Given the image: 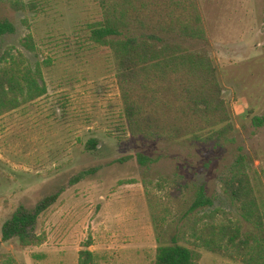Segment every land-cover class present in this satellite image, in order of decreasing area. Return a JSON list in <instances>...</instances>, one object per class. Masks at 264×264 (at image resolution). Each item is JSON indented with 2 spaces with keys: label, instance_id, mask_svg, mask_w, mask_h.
Listing matches in <instances>:
<instances>
[{
  "label": "rangeland",
  "instance_id": "1",
  "mask_svg": "<svg viewBox=\"0 0 264 264\" xmlns=\"http://www.w3.org/2000/svg\"><path fill=\"white\" fill-rule=\"evenodd\" d=\"M195 2L207 40L185 44L217 66L234 125L233 140L219 147L131 138L108 53L86 44L84 23L97 17L95 0H39L28 12L1 5L0 16L19 27L0 41V51L20 47L30 32L39 59L54 62L42 66L46 92L0 116V264H79L87 243L92 264H152L157 241L148 197L171 219L193 186H203L210 209L231 215L221 178L239 154L264 201V121L254 124L264 117V0ZM90 139L95 149H87ZM137 153L157 161L141 165ZM56 191L34 224L39 244L1 240L16 209ZM199 264L242 263L202 250Z\"/></svg>",
  "mask_w": 264,
  "mask_h": 264
},
{
  "label": "trees",
  "instance_id": "2",
  "mask_svg": "<svg viewBox=\"0 0 264 264\" xmlns=\"http://www.w3.org/2000/svg\"><path fill=\"white\" fill-rule=\"evenodd\" d=\"M38 1L0 0V9L7 3L26 12ZM95 2L97 17L84 23L86 44L108 53L124 123L133 140L207 147L233 140L234 125L229 103L221 95L217 66L207 53L185 44L207 40L195 0ZM18 27L13 19L0 16V41L16 35ZM19 45L0 51V116L46 92L42 66H51L52 56L39 59L30 32L19 38ZM263 119L255 117L254 124L259 126ZM97 145L90 139L87 149ZM245 157L239 154L221 178L231 215L210 209L213 200L203 186H193L183 208L171 219L159 200L148 197L157 241L152 264H199L202 250L242 264H264V201L252 185ZM135 158L141 165L157 161L143 153ZM59 193L42 197L30 209H16L3 223L1 240L16 238L21 246L39 244L34 224ZM84 247L78 263L92 264L89 243Z\"/></svg>",
  "mask_w": 264,
  "mask_h": 264
}]
</instances>
